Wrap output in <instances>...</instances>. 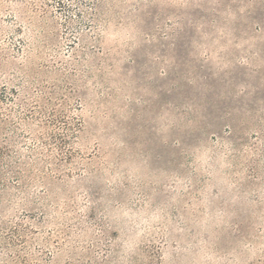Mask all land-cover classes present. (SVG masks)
I'll return each mask as SVG.
<instances>
[{
    "label": "rangeland",
    "instance_id": "374dc122",
    "mask_svg": "<svg viewBox=\"0 0 264 264\" xmlns=\"http://www.w3.org/2000/svg\"><path fill=\"white\" fill-rule=\"evenodd\" d=\"M0 264H264V0H0Z\"/></svg>",
    "mask_w": 264,
    "mask_h": 264
}]
</instances>
